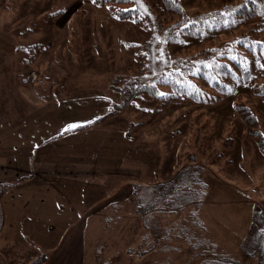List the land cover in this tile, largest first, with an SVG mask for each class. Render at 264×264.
I'll use <instances>...</instances> for the list:
<instances>
[{"label":"rangeland","instance_id":"374dc122","mask_svg":"<svg viewBox=\"0 0 264 264\" xmlns=\"http://www.w3.org/2000/svg\"><path fill=\"white\" fill-rule=\"evenodd\" d=\"M217 6L214 0L184 3L191 13L207 12ZM147 37L146 32L131 21L119 20L113 9L96 5L93 0H0V109L6 108L10 101L15 106L14 115L0 114V128L13 124L15 142L20 141L22 122L26 119L23 107L32 110L29 116L32 124L55 122L68 127L78 118H94V128L89 129L91 135L106 139L105 143L111 140V150H119L132 164L141 162L147 168L156 167L158 181L172 177L177 154L185 161L194 155L209 188L201 210L205 230L200 241L202 228L197 220L187 223L183 219L184 223H180L183 220L163 218V232L164 228H174L170 237L172 246L178 250L168 255L160 251L159 264H204L213 254L222 264H257L256 259L244 255L240 247L251 229L256 210L264 211V157L255 142L245 136L233 113V105L242 101L260 110L261 100L250 93V87L242 86L237 93L219 102L200 105L191 100L181 101L161 114H157L160 104L150 98L120 107L113 80L138 63L135 52L128 50L127 44L142 43ZM260 40H264V34ZM34 45L39 46L40 56L29 64L35 51L30 56L20 53L19 48L32 50ZM187 80L198 86V81L189 77ZM35 87L39 95L33 97ZM5 94L9 96L8 103ZM46 104L48 106H44ZM38 105L47 108L38 112ZM130 123L145 125L131 132L128 138L120 139L122 127L123 131L126 127L128 130ZM103 126L104 132L99 131ZM6 134L4 129L0 135L3 150L10 144ZM228 136L236 140L231 150L223 145ZM222 152L221 161L216 165L208 164L211 154ZM17 173L0 170V176H5L0 181L16 178ZM126 183L133 187L140 182L127 180ZM2 208L5 221L0 232V264H34L43 255L50 261L59 247L73 240L76 228L57 227L58 223H47L39 218L31 221L33 227H18L11 220L6 222L3 203ZM187 225L188 228L184 227ZM135 230L138 228L134 225L129 231ZM93 231L96 228L87 227L89 243L81 264H96L97 249L103 256V264H150V258L135 262L129 257L131 252L124 253L135 244L134 233L129 234L127 230L124 244L118 230L104 235ZM165 244L160 246L164 249ZM206 247L210 250L205 251ZM50 264L58 263L52 260Z\"/></svg>","mask_w":264,"mask_h":264},{"label":"trees","instance_id":"16d2710c","mask_svg":"<svg viewBox=\"0 0 264 264\" xmlns=\"http://www.w3.org/2000/svg\"><path fill=\"white\" fill-rule=\"evenodd\" d=\"M186 1L95 0L96 5L110 7L116 18L131 21L148 35L142 43H135L138 45L127 44L128 50L135 52L138 63L113 80L112 87L121 100L118 105L128 107L139 99L150 98L160 104L157 114H161L181 101L191 100L200 105L219 102L237 93L242 86L250 87V93L261 100L262 108L255 110L241 101L233 105V113L245 136L255 142L264 157V40H260L264 34V0H214L219 6L201 13L189 12L184 7ZM38 50V45L32 50L19 48L20 53L30 56L35 51L29 64L38 60ZM187 77L198 81V86ZM143 125L131 124L128 133ZM235 142V137L228 136L223 145L231 150ZM217 153L211 154L208 164L216 165L221 161L224 153ZM196 161L194 155L185 161L177 154L172 177L133 186L135 213L143 219L147 233L144 248H158L162 253L178 250L172 246L170 237L174 228H164L163 232L161 227L165 217L170 218L168 221L185 219L187 223L197 220L201 225L200 212L209 188ZM13 185L0 184V232L5 221L2 198ZM163 243H166L164 249L160 246ZM240 248L244 255L254 257L257 264H264V211L256 210L251 229ZM45 260L46 255H43L34 264ZM209 260L210 264H222L215 257L204 262Z\"/></svg>","mask_w":264,"mask_h":264},{"label":"crops","instance_id":"0c3cea01","mask_svg":"<svg viewBox=\"0 0 264 264\" xmlns=\"http://www.w3.org/2000/svg\"><path fill=\"white\" fill-rule=\"evenodd\" d=\"M34 92L33 97L39 95L36 90ZM29 93L31 94L30 91ZM24 96L25 94L23 98ZM4 98L8 103V94ZM44 106L38 105V112L41 108H47ZM14 107V103L10 101L6 108L0 109V114L14 115ZM31 112L28 108H22L26 119L22 122L24 125L20 141L15 142L13 124L0 128V135L6 129L7 141L10 142L6 145V150L0 149V170L18 171L16 178L0 181V184H14L2 198L6 222L11 220L18 227H33L34 223L31 221L39 218L47 223H58L57 227L76 228L71 244L65 242L50 261H46V257L44 264L51 263L52 260L58 264H81L82 255L84 258L89 243L86 239L87 227L96 228L93 232L103 235L107 231L112 233L118 230L120 241L125 244L127 230L135 225L139 232L129 231V234L136 235L132 239L135 244L125 249L124 253L127 255V252H131L128 253L129 257H133L135 262L150 258V264H159V249L144 248L147 233L144 232L143 219L135 213L133 187L126 183L127 180H137L142 184L155 183L158 180L157 168H147L141 162L132 164L119 150H111V140L105 143L106 139L91 135L89 129L94 128V118H78L69 125L80 126L64 131L67 127L55 122L29 123ZM131 124L133 123L129 124L128 130L126 127L123 131L122 127V134L118 136L120 139L128 138ZM104 129V126L100 127L99 131L104 132ZM4 161L6 162L3 163ZM2 177L5 176H0ZM130 196L131 199L127 200ZM200 224L202 238L205 224L201 212ZM119 228L123 229L120 231ZM66 231L67 229L65 233ZM108 242L111 244L110 237ZM104 244L106 246L105 242ZM168 254L170 252L164 253ZM103 263V256L100 249H97L96 264Z\"/></svg>","mask_w":264,"mask_h":264},{"label":"snow or ice","instance_id":"6c2138e0","mask_svg":"<svg viewBox=\"0 0 264 264\" xmlns=\"http://www.w3.org/2000/svg\"><path fill=\"white\" fill-rule=\"evenodd\" d=\"M93 2H95V0H93ZM161 95H163V94H161ZM78 126H80V125H76V124L69 125L67 128L64 129V131L71 130V129L76 128Z\"/></svg>","mask_w":264,"mask_h":264}]
</instances>
